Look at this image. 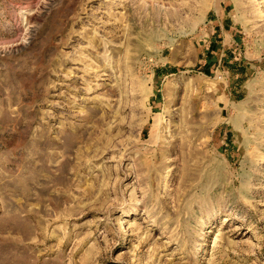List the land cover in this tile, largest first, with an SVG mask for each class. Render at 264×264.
I'll return each instance as SVG.
<instances>
[{"label":"rangeland","instance_id":"374dc122","mask_svg":"<svg viewBox=\"0 0 264 264\" xmlns=\"http://www.w3.org/2000/svg\"><path fill=\"white\" fill-rule=\"evenodd\" d=\"M0 264H264V0H0Z\"/></svg>","mask_w":264,"mask_h":264}]
</instances>
